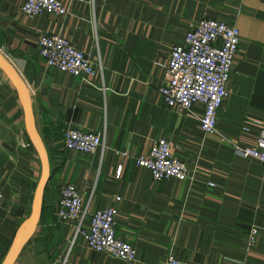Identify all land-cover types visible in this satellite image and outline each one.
Listing matches in <instances>:
<instances>
[{"label":"crops","instance_id":"crops-1","mask_svg":"<svg viewBox=\"0 0 264 264\" xmlns=\"http://www.w3.org/2000/svg\"><path fill=\"white\" fill-rule=\"evenodd\" d=\"M25 1L0 0V52L29 92L49 177L35 231L14 264H164L169 254L191 264H264V235L246 240L252 226L264 227V167L231 144H252V120L264 125V0H60L64 16L34 18L22 14ZM203 19L241 34L211 135L199 129L201 106L179 113L159 93L170 49ZM49 34L67 38L101 71L72 76L47 67L37 42ZM24 124L19 95L0 71V264L30 214L41 171L33 146L21 144L29 141ZM69 126L99 133L104 147L66 150ZM160 137L190 179L156 181L136 166ZM67 182L81 193L86 224L97 210L117 208L115 235L136 249L134 261L89 249L61 221Z\"/></svg>","mask_w":264,"mask_h":264},{"label":"built area","instance_id":"built-area-1","mask_svg":"<svg viewBox=\"0 0 264 264\" xmlns=\"http://www.w3.org/2000/svg\"><path fill=\"white\" fill-rule=\"evenodd\" d=\"M21 12L29 18L42 14L64 16L67 7L60 0H26ZM240 41L236 25L203 19L190 28L182 45L173 46L169 51L159 93L164 103L179 113L201 106L199 129L205 135L216 133L217 116L228 95L227 84ZM37 45L39 57L49 68L72 76H93L97 70L101 71V65L94 64L82 50L59 34L42 35ZM251 123L257 128L256 140L252 144L232 141L231 144L237 156L257 160L264 167V125L258 120ZM244 130L248 128L245 126ZM21 144L30 146L29 141ZM63 146L78 153H94L104 147V142L99 133L69 126L63 130ZM135 164L147 169L156 181L191 178L188 165L173 154L170 142L164 137L153 140L148 153L136 158ZM59 194V218L74 226L75 236H80L89 249L129 263L135 260L136 249L115 235V206L97 210L86 224L87 209L78 188L67 182L61 185ZM261 235H264V227L252 226L246 236L248 245H253ZM164 264L191 263L169 254Z\"/></svg>","mask_w":264,"mask_h":264},{"label":"water","instance_id":"water-1","mask_svg":"<svg viewBox=\"0 0 264 264\" xmlns=\"http://www.w3.org/2000/svg\"><path fill=\"white\" fill-rule=\"evenodd\" d=\"M0 71L6 76L9 82L15 88L22 103L24 110V127L30 144L35 149L41 164L39 179L36 183L31 211L28 218L20 226L12 245L10 246L5 258L1 264H14L18 252L27 240L34 233L39 221L43 190L49 177V160L42 143V140L36 130L34 114L30 103L29 92L20 75L15 70L9 60L0 52Z\"/></svg>","mask_w":264,"mask_h":264}]
</instances>
